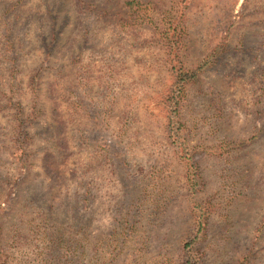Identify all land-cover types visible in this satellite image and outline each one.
I'll use <instances>...</instances> for the list:
<instances>
[{
    "label": "rangeland",
    "instance_id": "374dc122",
    "mask_svg": "<svg viewBox=\"0 0 264 264\" xmlns=\"http://www.w3.org/2000/svg\"><path fill=\"white\" fill-rule=\"evenodd\" d=\"M126 1L0 0V264H264V0Z\"/></svg>",
    "mask_w": 264,
    "mask_h": 264
},
{
    "label": "trees",
    "instance_id": "16d2710c",
    "mask_svg": "<svg viewBox=\"0 0 264 264\" xmlns=\"http://www.w3.org/2000/svg\"><path fill=\"white\" fill-rule=\"evenodd\" d=\"M158 1L162 0H147L145 2L140 0H128L125 2V8L127 9L128 18L140 17L150 7H158ZM160 3V2H159ZM173 8H171L172 10ZM184 14V13H183ZM142 17V16H141ZM177 22L174 26H170V30H166L162 34V39L164 40V44L168 47V56H169V72L172 76V84L168 89V94L166 97V105L171 109V115L169 116V123L167 125L168 139L174 144H177V136H179V132L181 127L176 129V126L181 125L178 120L179 109H180V100L185 93V90L188 85L195 83L198 80L199 73L204 71L208 66L209 62L204 60L202 63H198L195 67H189L183 60L180 53V39L183 34L182 25L183 17L181 15V19L177 18ZM35 85V80L32 81V86ZM22 107L18 108V114L21 116ZM182 126V125H181ZM203 151H194L193 156H199ZM193 180H191L192 182ZM195 187L192 188V193H194ZM195 202L193 206L194 218L196 221V225L198 227L197 236L193 238V240L189 243L191 245H196L195 243L199 240V234L204 233L206 227L208 226V221L210 214L212 212V205L210 203H200ZM198 243V242H197ZM187 244V245H189ZM187 246H185V249ZM199 252V251H198ZM204 260L203 255L198 256L197 261L189 260L186 264H204L202 261Z\"/></svg>",
    "mask_w": 264,
    "mask_h": 264
}]
</instances>
